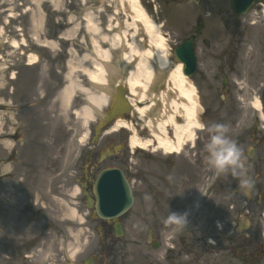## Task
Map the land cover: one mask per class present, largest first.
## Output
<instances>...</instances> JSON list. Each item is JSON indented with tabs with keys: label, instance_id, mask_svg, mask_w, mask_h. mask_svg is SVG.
Here are the masks:
<instances>
[{
	"label": "rangeland",
	"instance_id": "374dc122",
	"mask_svg": "<svg viewBox=\"0 0 264 264\" xmlns=\"http://www.w3.org/2000/svg\"><path fill=\"white\" fill-rule=\"evenodd\" d=\"M118 2L119 0H0V97L3 96V102L10 104L9 110L17 103L19 106L16 108L20 109L22 142L17 146V159L18 162L21 159L22 165H18L17 162L16 169L19 168L22 174H26V178L31 182L28 184L29 189L36 182L34 177L31 178V174L29 176L28 174L31 173L34 164L39 162L36 189L38 195H34V199L39 201L38 222L39 225L47 220H52L55 225L66 222V242H69L70 247L66 250V259L67 256L77 258L86 254L94 249L97 242V240L94 242L96 239L92 227L94 224L91 223L90 227L88 222L95 219L88 217L77 202L78 197L70 194L73 191L72 187L66 190V197L59 194L55 187L57 179L62 175L57 171L65 166L71 167L78 160L80 150L90 140L89 128L91 129L95 122L86 120L81 112L83 106H89L83 88L95 91L83 69L93 70L94 64L101 59L93 43L111 49V41L118 32L117 28H114L115 24L124 30L126 41L131 39L132 34L137 39L143 35L141 26L139 32L129 27V13L119 6ZM141 3L150 17L161 25L174 63L177 60L174 58L173 49L180 43L179 40L184 34L193 31L195 15L199 14L201 22L207 24L197 41L198 71L190 78L196 88L200 108L203 109L199 113L202 124L200 128L195 129L193 143L196 146L190 147L191 143L185 144L181 154L174 153V157L168 160H164L161 156L162 150L157 149L153 153V157L156 158L148 162V157L144 156L141 158V164L150 163L151 171L155 173L172 174L173 177L170 179L177 178L179 184L183 176L176 174L185 171L197 173L198 177L195 175V178H198L199 192L203 189V182L207 181V184H210L219 178L216 181L217 185L212 187L213 191L211 189L207 196H197V191L196 194L193 193L194 187L187 184L179 190L180 198L186 201V206L192 202L193 212L196 211L203 217L206 215L205 222L203 218H198L194 227L192 222H189L183 229V232H189L184 243L187 251L194 252L191 260H187L188 257L179 251L165 260L163 247H155L152 242H147L148 230L160 229L155 228V219L148 222L149 228L144 222L147 212L135 207L128 212L124 224L125 233L117 246V264H177L181 259L183 262L180 264L197 259L202 263L207 261L208 264H244L242 258L244 253H254L257 257L260 244L256 242L255 233L260 222L264 227V215L261 213L264 212V119L260 120L262 126L255 122L258 111L250 103L254 96L259 95L258 89L264 86V52L256 59L254 54L250 58L249 53L247 59L245 55L242 65L237 60L234 63L224 61L221 49L228 42L224 15L225 9L229 6L228 0H203L200 3L199 0H141ZM86 15L95 23L94 31L88 29L87 20L83 18ZM104 35L108 44L101 45L100 40ZM205 38L209 40L208 43L204 41ZM13 39L19 41L18 46L11 44ZM46 41L50 43L42 45ZM111 51V62H114L119 59L121 47L112 48ZM33 54H37V62L27 65L30 55ZM9 69L18 76L16 80H9ZM70 69L73 70L72 78L76 86L74 95L64 105L60 95L67 83L66 73ZM224 75L230 76L228 86L231 91L227 94L221 90ZM3 85L6 86L2 88ZM10 85L15 87L13 89L15 93H11ZM217 123L228 127L227 135L241 148L242 157L249 159V162L244 164L247 175L253 181V187L247 194L238 188L237 178L230 173L219 172L207 161L208 153L205 148L209 139L207 129ZM3 149L0 143V154ZM249 153H252L251 158H248ZM50 160L53 165H59L55 166V171L46 169L50 168L47 165ZM23 164H27L28 167L23 168ZM187 181L189 180L185 177L181 184ZM177 187L179 185H172L174 191ZM13 188L9 190V195H6L13 201V206L6 204L3 201L5 195H1L0 220H4L1 217L4 210L12 220H17L18 211L23 210L26 193L20 192L18 187ZM256 190L257 192L259 190L258 194L253 193ZM235 202L246 204L249 211L239 209ZM224 206L225 218L221 219L220 214ZM72 209L75 210V215H72ZM22 215L23 213L20 214ZM208 216H212L210 224L215 229L213 232L207 225ZM32 224L28 226L30 229ZM23 226V219L15 225ZM217 227L223 229L227 227L228 233L225 232L224 236L230 239L226 242L227 246L222 247L221 242L218 243L220 235L217 233ZM11 229H14V224L9 223L5 230L8 232ZM51 234L52 232L49 236L45 235V247L49 251H54L61 243L62 236L56 237V232H53L52 236ZM205 235L213 237L216 243L203 242L201 238ZM168 241L176 244L171 239ZM179 247L178 245L174 250H178ZM49 251L38 253V264L61 263V260L54 259L55 254H51L52 258ZM2 253L4 249L1 247L0 258L3 256ZM255 259L256 261H250L251 264H256L257 258ZM250 262L247 261L248 264ZM0 264L11 262L0 259ZM12 264L28 263L18 260Z\"/></svg>",
	"mask_w": 264,
	"mask_h": 264
},
{
	"label": "bare ground",
	"instance_id": "6f19581e",
	"mask_svg": "<svg viewBox=\"0 0 264 264\" xmlns=\"http://www.w3.org/2000/svg\"><path fill=\"white\" fill-rule=\"evenodd\" d=\"M118 4L129 13V27L139 32V26H141L143 35L137 39L132 34L131 39L126 41L124 30L115 24L114 28H117L118 32L115 33L110 47L111 49L121 47L120 62L109 63L112 55L111 49L102 48L98 43H93L101 59L94 64L93 70L84 68L83 73L89 83L102 86L109 77L122 76L123 69L129 68L125 77V85L129 89V99L132 103L144 102L148 97L150 84L157 81L160 74L168 76L166 90L162 92L164 113L159 115L153 104L137 107L135 110L138 111L141 118L145 117L144 125L150 130V135L145 139L141 138L136 129L131 127L133 134L130 138V147L147 148L154 146L155 150L161 148L166 153L177 152L180 154L179 152H181L186 140L193 139L194 129L201 125L198 119L200 104L196 88L183 73V63L181 61L174 63L171 59L161 25L150 17L141 0H119ZM83 18L87 20L88 29L94 31L96 25L92 18L89 15ZM49 43L46 41L42 44L48 45ZM100 44H108L105 35L101 37ZM12 45L18 46L19 41L13 39ZM37 60L36 54L30 55L29 64H35ZM72 72L73 70L70 69L66 73L67 83L63 86L60 95L64 105L74 95L76 85L73 82ZM83 92L89 105L96 110L105 108L110 100V97L103 92L98 93L88 88H83ZM170 96L171 100L169 99ZM90 106H83L81 109L86 120L94 118ZM253 106L257 109L261 108L259 98L253 100ZM128 126H131V123L123 118H119L114 124V128H126ZM103 179H106L108 184L103 182ZM116 180L117 178L113 173H106L103 178L99 179L97 187L106 186L111 189L110 184ZM76 194H78V189H75L73 193V195ZM71 213L75 215V210L72 209Z\"/></svg>",
	"mask_w": 264,
	"mask_h": 264
},
{
	"label": "flooded vegetation",
	"instance_id": "af4514ba",
	"mask_svg": "<svg viewBox=\"0 0 264 264\" xmlns=\"http://www.w3.org/2000/svg\"><path fill=\"white\" fill-rule=\"evenodd\" d=\"M228 8L225 12V28L227 31V38L228 42L225 44L223 49V55L226 62L234 63L238 58L242 62L243 53L245 51H249L251 49L252 53L250 54V58L253 57V52H256L257 55H254V59L260 57V53L264 52V0H259L258 2L254 3L250 10L245 14H236L231 6V1L228 0ZM199 22V21H198ZM196 26V39H198L199 34L201 33V26L195 24ZM246 38L248 41L245 42L246 46L243 45V39ZM259 54V55H258ZM120 83H117V89H119ZM127 117L131 115V113H124ZM130 120L133 122L134 125L137 127H141L142 123L139 117L130 116ZM18 119H15L17 123ZM111 130H104L97 142L90 143L88 146L83 148L80 152V157L77 163V167L74 170V180L77 181L80 185V192L82 197V202H84V207L88 210L89 214H92L94 211L93 207L88 206V198L95 197V182L97 179L98 174L104 169L110 168H120L124 171L125 176L127 177L128 181H130L133 189V194L135 198H139L137 201L139 202V206L143 207L145 211H147L148 207L150 206V201H146L145 194L150 193L151 190V179H150V172L147 166H141V163L137 161L136 165L131 162L133 157L127 151V138L128 136L123 132H116L114 134H109ZM143 133L148 134L147 131H143ZM9 136H12L16 140L19 139L18 135V128L14 130V132H8ZM93 137H94V129H93ZM112 144H114L112 146ZM116 145H121V149L118 151H114V147ZM111 147L113 150L112 153L107 152V148ZM106 153L103 155V153ZM14 152H10L8 158L10 160L13 159ZM38 170L35 172L37 174ZM11 174L3 175L0 179V189L5 194L9 193L7 189L13 188V183L10 179ZM21 177H18L17 181H19ZM2 182V183H1ZM35 184L30 186V196L31 201H33L34 195H38L37 189V181ZM62 186L66 191V178L63 177V182L58 184ZM70 187L69 184H67ZM23 187H25L23 185ZM26 188H28V184H26ZM39 188V185H38ZM28 192L27 189L24 190ZM38 202V201H37ZM36 202V203H37ZM28 203V200L25 201ZM35 202H32L30 206V214H24L25 218L36 219L37 215L39 214L38 208L34 206ZM146 206L144 207V204ZM176 203V200H175ZM167 214L169 210L166 211ZM148 214H150L148 212ZM3 216L6 218V212L3 211ZM125 220V219H124ZM123 220V221H124ZM10 221V220H9ZM8 220L0 221V234L4 236V238H0L1 244L4 246L8 245L9 239L12 241H19L20 243H31L32 248L38 249V244L44 241V236L46 233H49L50 228H54L56 230V237L61 235L62 238V245L59 247L57 245L54 254L58 255V260H63L62 264H66V222L63 224L58 223L57 225L54 224L53 221L47 220L45 227L41 228V233L38 231L37 224L33 225L32 229L29 231L31 235L28 236L27 231L22 229H17L16 231L12 230L7 232L5 229L7 228L8 224L10 223ZM96 222V232L98 234V247L94 250L93 253L86 258H79L76 264H115L116 258L113 252L117 250L116 244L119 241V238L115 236L114 227L116 220H107V219H99ZM12 222V221H11ZM99 225V226H98ZM3 227V228H1ZM263 226L260 225L259 229L256 231V242L259 245V252L257 254V261L259 264H264L262 257L264 256V239L262 237L264 231ZM2 231V232H1ZM110 245L111 248L110 249ZM5 250L8 251V248L5 247ZM61 250V251H60ZM23 249L17 253V255L21 254ZM245 254V253H244ZM26 256L25 253L21 254L19 257ZM11 259L13 254L11 253L10 256H7ZM8 261L7 259H4ZM200 259L194 260L197 264H200ZM191 261V262H194ZM70 264V263H68ZM187 264H195V263H188ZM202 264H208L206 261ZM210 264V263H209Z\"/></svg>",
	"mask_w": 264,
	"mask_h": 264
},
{
	"label": "clouds",
	"instance_id": "9594fccd",
	"mask_svg": "<svg viewBox=\"0 0 264 264\" xmlns=\"http://www.w3.org/2000/svg\"><path fill=\"white\" fill-rule=\"evenodd\" d=\"M207 131L209 133V139L205 148L208 153L207 161L209 165L221 173H230L234 178H237L238 188L244 194H247L253 187V181L247 175L241 148L227 135L229 131L228 127L224 124L217 123L210 125ZM11 171L12 165L10 163L0 166V176L7 175ZM187 216L188 213L186 211H169L164 223L183 227L188 223Z\"/></svg>",
	"mask_w": 264,
	"mask_h": 264
},
{
	"label": "water",
	"instance_id": "95a60500",
	"mask_svg": "<svg viewBox=\"0 0 264 264\" xmlns=\"http://www.w3.org/2000/svg\"><path fill=\"white\" fill-rule=\"evenodd\" d=\"M233 2H234V7L237 10V12H241L243 10L242 7L245 9L249 5V2H247V0H233ZM175 55L185 63V67L183 69L185 74L191 75L195 72L196 60L194 56L192 39L186 41L182 46L176 48ZM121 191L123 193V198L120 199L118 197V199L114 200V203L112 205L113 209L111 208L106 209L105 207H103L102 204H100L99 214L101 216H115L121 213L122 211L126 210L130 206V204L132 203V197L130 195L129 187L126 182L124 183V186H122Z\"/></svg>",
	"mask_w": 264,
	"mask_h": 264
}]
</instances>
